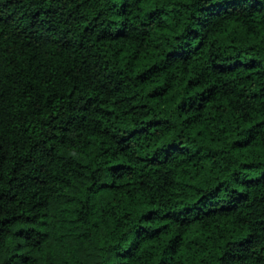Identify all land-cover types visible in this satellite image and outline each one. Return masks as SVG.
Wrapping results in <instances>:
<instances>
[{
  "label": "trees",
  "instance_id": "obj_1",
  "mask_svg": "<svg viewBox=\"0 0 264 264\" xmlns=\"http://www.w3.org/2000/svg\"><path fill=\"white\" fill-rule=\"evenodd\" d=\"M0 264H264V0H0Z\"/></svg>",
  "mask_w": 264,
  "mask_h": 264
}]
</instances>
